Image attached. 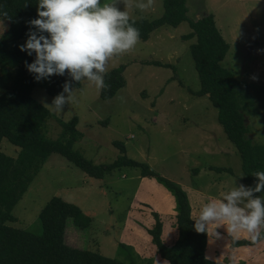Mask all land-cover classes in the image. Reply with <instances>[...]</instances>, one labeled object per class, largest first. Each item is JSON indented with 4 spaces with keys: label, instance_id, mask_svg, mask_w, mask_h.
I'll return each mask as SVG.
<instances>
[{
    "label": "rangeland",
    "instance_id": "obj_1",
    "mask_svg": "<svg viewBox=\"0 0 264 264\" xmlns=\"http://www.w3.org/2000/svg\"><path fill=\"white\" fill-rule=\"evenodd\" d=\"M105 4L134 20L153 19L163 11L162 0H100L99 6ZM186 7L189 19L206 13L214 15L229 45L221 64L235 77L240 109L248 126L246 136L253 144L264 146V51H257L264 49V0H186ZM7 24L0 19V36ZM189 31L188 21L184 20L175 27L159 26L146 40L138 38L132 49L114 55L105 64L106 70L123 66L125 84L111 98L101 99L100 87L81 77L79 88L63 94L65 103L58 112L47 108L49 114L41 132L48 139H56L62 132L61 122L76 116L79 136L72 148L85 159L95 164L112 162L121 154L114 143L119 141L128 157L146 162L160 175L181 185L195 213H201L210 203L222 202L217 198L227 202L225 196L242 189L252 190L251 196H241L236 201V206L247 214L251 212L247 204L252 199H260L264 206V194L253 191L254 183L242 180L239 153L218 123L216 108L206 95L196 93L200 85L189 49L194 39L182 38ZM51 77L36 81L31 94L41 104L54 107L57 96L46 92ZM18 150L7 139L0 144V151L7 155L16 156ZM210 165L228 170L209 169ZM141 179L146 178H141L138 169L126 166L102 179L93 178L53 152L14 206L16 219L7 224L39 233L40 209L52 196H59L76 204L90 219L81 226L67 219V244L124 264H132L131 260L134 264H168L156 253L146 231L154 224V210L140 197L154 196L159 206L164 205ZM151 183L159 194L164 193L162 186ZM168 195L174 205L173 197ZM172 209L169 216L162 217L161 238L165 244L177 237ZM263 225L259 227L260 234ZM211 226L208 249L217 251L222 263L249 259L250 249L257 255L264 253L260 240L255 242L259 247H250L254 243L231 245L234 237L251 240L249 234L242 231L245 234L234 236L223 221L211 222ZM172 231L175 236L170 241Z\"/></svg>",
    "mask_w": 264,
    "mask_h": 264
},
{
    "label": "trees",
    "instance_id": "obj_2",
    "mask_svg": "<svg viewBox=\"0 0 264 264\" xmlns=\"http://www.w3.org/2000/svg\"><path fill=\"white\" fill-rule=\"evenodd\" d=\"M162 3L160 16L153 19H128L124 27L137 29L138 38L146 40L159 26L175 27L184 20L188 21L190 31L182 35V38L194 39L189 49L200 85L196 93L206 95L216 108L218 123L239 153L241 178L254 183V191L260 183L255 173L264 172V146L253 144L247 138L248 126L240 109L235 77L221 64L229 45L221 35L212 13L189 19L186 15V0H162ZM38 4L39 0H0V19L8 23L0 36V144L3 139H7L19 147L16 156L0 151V264H124L119 259L67 244V219H73L80 226L88 224L90 219L76 204L59 196H52L40 209L39 233L7 224L16 219L12 213L14 206L53 152L61 154L88 176L97 179L104 178L120 167H133L139 170L140 176L154 179L171 194L174 200L176 239L169 245L163 242L162 221L156 212H152L154 224L146 228L156 253L168 264H233L210 260L205 256L207 230L196 231L197 220L191 217L185 190L178 183L154 171L146 162L128 157L121 142L114 141L120 148L121 154L118 157L110 163L95 164L72 148L79 136L76 116L61 122L62 132L56 139H48L41 132L49 111L32 96L37 80L25 64L33 63L35 53L29 56L19 47L28 39L29 25L26 22L38 18ZM93 72L96 70L93 69ZM97 74L102 76L104 83L99 88L101 99L111 98L125 84L123 66ZM66 83L69 89L80 87V80L76 81L66 70L63 75H52L46 92L51 96L63 95ZM208 168L228 170L212 165ZM259 192L264 194V188ZM259 240L264 241V225ZM230 242L233 246L253 243L252 240L234 238ZM131 263L134 264V260Z\"/></svg>",
    "mask_w": 264,
    "mask_h": 264
},
{
    "label": "clouds",
    "instance_id": "obj_3",
    "mask_svg": "<svg viewBox=\"0 0 264 264\" xmlns=\"http://www.w3.org/2000/svg\"><path fill=\"white\" fill-rule=\"evenodd\" d=\"M99 5L100 0H39L38 18L26 22L29 25L28 39L19 46L29 56L35 53L33 63L25 64L37 81L54 74L63 75L67 70L76 81L87 77L97 87L104 86L102 76L97 73L105 72L106 62L114 55L132 49L137 43L139 32L131 26L125 29L128 23L126 12L109 4L103 7ZM33 28L36 30L33 31ZM252 79L257 77L253 76ZM64 91H69L67 83ZM64 103V96L59 95L53 101L54 107H44L58 112ZM255 175L260 183L254 191L259 192L264 188V172ZM251 195L252 190H234L225 196L227 203L206 205L195 225L196 231L204 232L206 223L223 221L230 233L243 231L250 235L253 243L257 242L260 238L259 227L264 223V206L260 199H252L247 204L251 209L247 214L236 206L241 196Z\"/></svg>",
    "mask_w": 264,
    "mask_h": 264
},
{
    "label": "crops",
    "instance_id": "obj_4",
    "mask_svg": "<svg viewBox=\"0 0 264 264\" xmlns=\"http://www.w3.org/2000/svg\"><path fill=\"white\" fill-rule=\"evenodd\" d=\"M141 178H146V179H141V181L147 186V189H149V191H150V193L152 194V195H157V196H159L158 198H159V200H160V202L164 205V207H161V206H159L157 203H156V201H155V197L154 196H149V197H147V198H145V197H143V196H141L140 198H142L143 200H140V201H144V202H146V203H148L152 208H153V210H154V212H156V213H158V215H159V218H160V220L162 221V217H166V216H169L170 214V212H173V209L172 208H174V205L173 204H171L170 203V200H171V197L168 195L169 193L166 191H164V193L163 194H159L158 193V190L156 189V187H155V185L153 184V186L151 185L152 183L151 182H153V181H155L154 179H152V178H148V177H142L141 176ZM156 182V181H155ZM157 183V182H156ZM158 184V183H157ZM160 185V184H159ZM161 186V185H160ZM156 191H157V194H155L156 193ZM168 193V194H167ZM171 195V194H170ZM222 201L223 203H227V202H224L222 199H220V198H217V201ZM174 202V201H173ZM170 208H171V210H170ZM191 208V207H190ZM165 211V213H163L164 211ZM197 211V213L199 214L200 212H198L199 210H196ZM195 211H192V209H191V217L192 218H194V217H197V218H199V216H198V214L197 213H195ZM175 214V211H174V213H173V215ZM171 215H172V213H171ZM264 224V223H263ZM148 227H150V226H148ZM147 227V228H148ZM205 227H206V230H207V243H206V247H205V256L206 257H208L209 259H211V260H214V261H218V262H224V261H222V260H220L219 259V253L217 252V251H215V252H213V251H211L210 249H208V245H209V241H210V231H211V228H212V226H211V223H206L205 224ZM228 227V226H227ZM174 229H175V227H174ZM162 231H163V221H162ZM172 233H173V231H172ZM237 233H243L242 231H239V232H237ZM237 233H234V236H237L236 234ZM161 234H162V232H161ZM217 234V233H216ZM243 234H245V233H243ZM247 235V234H246ZM174 236H175V233H173V235L171 236L172 238L170 239V241H172L173 240V238H174ZM176 236H177V232H176ZM233 236V235H232ZM233 236V237H234ZM176 238V237H175ZM175 238H174V240H175ZM217 238V237H216ZM234 238H236V237H234ZM173 240V241H174ZM172 241V242H173ZM171 242V243H172ZM215 242H217L216 240H215ZM259 242V244H262V247L264 248V242L262 241V240H260V241H258ZM170 243V244H171ZM257 243V242H256ZM256 243H254V244H252V245H250V247L252 246V247H259L258 245H255ZM258 244V243H257ZM169 245V244H168ZM215 249H216V247H215ZM250 251H251V255L248 257L249 259H245V260H243V259H233L232 260V262H230L229 261V263H235V264H264V253H262V252H260L259 253V255H257L255 252H253L252 251V249H250ZM250 251H248L247 250V252H248V254H249V252ZM246 252V251H245ZM253 252V253H252ZM264 252V251H263ZM235 256H237V255H234V257Z\"/></svg>",
    "mask_w": 264,
    "mask_h": 264
}]
</instances>
